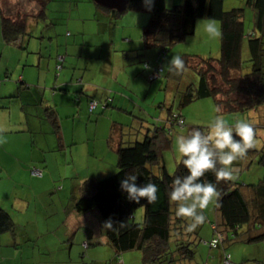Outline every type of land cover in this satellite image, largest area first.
I'll use <instances>...</instances> for the list:
<instances>
[{"label":"trees","instance_id":"obj_1","mask_svg":"<svg viewBox=\"0 0 264 264\" xmlns=\"http://www.w3.org/2000/svg\"><path fill=\"white\" fill-rule=\"evenodd\" d=\"M34 1L36 9L25 15L6 13L0 2V28L3 40L7 44L18 42L23 51L28 50L30 40L41 41L45 38L43 34L36 35V29L31 23L42 24L43 33L48 24L45 21L50 20L48 9L53 2H61ZM92 1L99 12L102 11L100 9L112 11ZM226 1L228 0H184L183 3L169 8L167 0H131L126 11H117L120 14L128 11L150 14V20L143 28L142 42L145 48L159 49L155 66L149 62L144 63V69L149 72L147 77L150 82L163 77L165 72L163 60L168 49L194 36L198 20L208 19L220 23V58L201 59L198 56L187 55L184 57L181 71L187 68L194 69L199 81L197 85H187L179 92L180 108L211 97L216 100L221 112L226 113L246 112L264 106V0H246V6L255 13L253 28L249 31L246 30L244 20L245 8L225 11ZM69 2L68 7L64 5L65 10L62 11L66 13L62 21L67 25L70 20L74 22L77 14H72V11L78 5L75 4V0ZM68 15L70 18H67ZM50 23L57 26L61 22ZM70 35L71 32H68L67 36ZM246 39L250 53L248 68L244 66L242 58ZM64 57L57 56L58 75L64 68ZM160 67H163V71L152 79L151 76L158 72ZM170 72L172 74L174 70ZM8 79L9 77H0V87ZM20 82L22 83V80ZM77 84L82 85L83 80L78 79ZM222 84L228 90H225ZM80 94L83 96L86 93L83 90L74 95ZM114 100L112 91L104 101L91 96L87 103L90 116L94 119L102 118L106 117L110 108L119 109L118 106H114ZM98 108H101L100 113L96 114ZM130 116L134 122L112 120L111 124L109 142L118 155V171L100 179L87 178L77 185L71 196V208L82 215L98 211L106 241L114 249L118 261L126 252L140 251L144 264H181L185 259L187 264H191L190 261L195 254L189 246L193 244V229L189 230L187 219L174 216L168 196L172 180L177 175H186V169L182 164H177L176 171L170 173L163 157L164 150L173 146L175 128L186 127L185 117L181 111L172 110L166 117H152V120L141 116L136 118L131 114ZM45 117L52 126L61 152L64 149L61 126L54 108H47ZM125 122L128 124L125 125ZM131 136H134V139ZM36 170L39 171L36 167L32 168L33 176L42 177L43 171L41 175H36L34 174ZM125 174H136L138 184L149 182L156 184L157 200L149 202L146 198H141L140 201L133 202L127 199L126 193L120 189V180ZM205 178L216 186V211L219 214V221L212 223L213 237L209 241H204L210 250L220 249L225 243L230 246L263 242L264 177L257 184L248 185L241 183L234 176L217 178L213 171L207 172L206 177L201 179ZM139 208H144L142 222L136 221L135 217ZM16 230L17 224L11 214L0 207V235L12 233L16 236ZM84 245L85 249H89L90 242ZM222 252V264L228 259L233 260L230 247H226Z\"/></svg>","mask_w":264,"mask_h":264},{"label":"rangeland","instance_id":"obj_2","mask_svg":"<svg viewBox=\"0 0 264 264\" xmlns=\"http://www.w3.org/2000/svg\"><path fill=\"white\" fill-rule=\"evenodd\" d=\"M75 1V4L83 5L86 0ZM0 2L4 11L10 13V15H25L34 11L37 7L34 0H0ZM183 2L184 0H167V6L172 8ZM224 7L225 11H230L234 8H245L244 20L246 30L249 31L253 28L255 13L246 6V0H228L225 2ZM50 8L52 11L49 21L56 24L65 18L66 13H61V11L65 10L63 2H53ZM100 10H102V13L99 16H96L94 12L88 16L85 7L81 11L82 17L79 19V22L82 27L85 26L86 28V45L88 47L91 45L89 49L87 48L86 55L87 53L92 54L94 52V49H91V47H98L100 49L102 46L100 38L102 22H107L110 26L108 30L110 33H106L109 37L116 35V43H106V46L101 47V51L105 52L106 55L103 53L104 59L100 63L87 61L91 70H88L86 73L85 80L91 79L92 73L101 64L108 66V64L116 60L117 55L123 56L124 51L135 50L137 54L132 57L130 56L132 60L131 64H134L132 68L140 70L139 77H144L145 79L144 82L139 81L135 83L133 80L130 82V86L133 87L134 83V87L137 88L138 92L134 94V90L129 86L128 89L134 94L133 99L135 101L133 102L135 107H131L128 112L138 118L142 112L141 108L150 109L152 112L150 115L162 113L163 117H166L170 110L173 112L181 111L185 117L186 127L183 129L175 128L174 136L182 132L187 133L192 127H203L204 123L216 114V109L219 108L218 103L211 97L197 100L180 108L178 100L179 92L184 90V87L187 85H197L199 79L192 68H187L183 71L174 70L171 74L169 61L177 55L183 61L186 55L198 56L201 59L220 58V23L208 19L198 20L194 36L168 49L169 51L163 60L165 68L163 77L150 82L146 77L148 71L144 69V63L149 62L152 66H155V58L159 52L157 48H145L142 42L143 28L149 22L150 14L135 11L120 14L115 10ZM74 21H76V17ZM42 29L43 26L41 25L36 35H40ZM73 29L76 30L77 25ZM113 30L115 34L112 33ZM50 33L53 32L51 31ZM247 43L246 39L242 52L246 68L250 65L248 62L250 53ZM103 49L108 50V52ZM115 49L119 50V52H114ZM129 60L125 61L129 62ZM66 69H68V66ZM76 80L75 77L72 84H76ZM169 83L171 86H168ZM151 85H154L153 88H151ZM222 86L225 90H228L225 85L222 84ZM162 107L163 109H161ZM251 111L258 117L256 127L264 134V106ZM247 112L249 111L220 112L219 114L223 115L229 124H233ZM124 116L125 114H122L119 116L122 118H119L116 115L114 120L118 122L125 121L123 119ZM129 119L132 122L135 121L131 119V116H129ZM125 123V125L128 124L127 122ZM91 129L93 132V128ZM80 133L81 137L79 138L83 143L78 145L79 148L75 150L74 163L70 162L67 167V164L62 160V157H59V154L49 153L41 155L38 151L39 148L36 146V148L32 149L33 151L29 149L26 152L27 154H25V157H30L34 154V162H25V167L17 171L15 170L16 172L9 171L4 173L3 176L0 174V186H2L0 197L3 196L0 203L5 206L6 211L11 214L14 222L17 224L16 239L18 250H15V256L11 257L12 261L17 260L16 264H144L140 251L126 252L121 255V263L118 261L114 249L106 241L103 223L98 211L95 210L87 214L78 215L80 217H77V219L74 217L75 215L70 216L68 213H65V210L71 208V185L73 181L76 184H81L87 178L100 179L104 177L103 175L109 176L118 171L117 154L114 152L111 154V151L107 154L104 150L101 152V148H104V137L106 136L101 139V142L100 140L96 141L97 146L95 147V143L92 145V142L88 143L87 139L84 140L86 136L84 129ZM131 138L134 139V136H131ZM261 139H264V135L261 136ZM89 148L93 152L97 151L98 154L89 155ZM105 148L109 149L107 143H105ZM163 154L169 172L174 173L177 168V161L173 146L164 150ZM45 157H47V161ZM33 167H36L39 171H43L42 177H38L40 179H37L31 173ZM233 167L235 169L233 176L237 177L241 183L247 185L257 184L264 177V150L250 149L247 156L233 162ZM101 171H104L105 174H102ZM14 181L17 184L16 186H12ZM216 203L217 197L215 196L203 210L206 216L205 222L193 229V244L189 246L195 254L190 263L220 264L223 255L222 251L226 247H230L234 259L236 256L241 259L242 257H250V264H264V241L245 245L250 247H245L242 244L228 246L225 243L220 249L213 251L205 244V240L209 241L213 237L212 223L219 221ZM135 217L136 221L142 222L144 208H139L135 213ZM72 226L78 227L76 234L73 231L70 233ZM3 236L4 238H9L8 240L11 239L9 234ZM84 242H90L89 249H85ZM186 261L185 259L181 264H187Z\"/></svg>","mask_w":264,"mask_h":264},{"label":"crops","instance_id":"obj_3","mask_svg":"<svg viewBox=\"0 0 264 264\" xmlns=\"http://www.w3.org/2000/svg\"><path fill=\"white\" fill-rule=\"evenodd\" d=\"M69 1L63 0L61 2L68 7L67 3H70ZM91 1L86 0L85 4H79L74 7L75 12L73 10L72 14H77L75 16L77 20L74 22L70 20L68 25L64 23L65 21H61L55 27L47 19L45 23L48 24L43 33L42 31L40 33L45 37L44 40H30L27 51L20 49L18 42L13 44L5 43L0 28V77H9L0 87V174L2 176L6 172H16L20 168H24L25 162H34V154L30 157H25V154H27L26 152L29 149L33 151L32 149L36 148V146L39 148L38 151L41 155L49 153L59 154V157H62V160L67 164L66 167L70 162L74 163L75 150L79 148L78 145L83 143L79 138L81 137L80 132L83 129L86 134L84 140L87 139L88 143L92 142L93 145L96 141L100 140L101 142V139L106 136L104 137V148H101V152L104 150L107 154L110 153L109 151H111V154L113 152L116 153L111 148L109 142L112 130L111 122L116 115L119 117L122 114H125L123 118L125 121H130V115L128 114L131 113L128 111L131 107H135L133 95L138 92L137 88L134 87V83L133 87H131L130 82L132 80L135 83L139 81L144 82L145 78L139 77L140 70L132 68L134 64H131V57L136 55L137 52L135 50H128L124 51L123 56L117 55V58H115L113 55L116 59L115 61L108 64V66L101 64L94 70L91 79L85 80L86 73L88 70H91L87 61L100 63L104 59L103 53L105 54V52L101 51V47L106 46V43H116V35L109 37L106 33L109 32L110 26L107 22H102L100 33L102 46L100 49L98 47H91V49H94V52L92 54L87 53L86 55L87 48L89 49L91 45L89 47L86 45V28L85 26L82 27L79 22V19L82 17L81 11L85 7L88 16L93 14V12L96 16L102 13L97 10L93 1ZM51 11V8L48 9L49 14ZM31 25H34L33 28L36 29L35 33H37L42 24L35 25L31 23ZM76 25L77 29L75 30L73 27L76 28ZM51 31L53 33H50ZM68 32H71L70 36H67ZM112 33L115 34L114 30ZM104 51L108 52V50ZM114 52L118 53L119 50L115 49ZM58 55L65 56L64 68L59 72V75L57 70ZM128 59H130L129 62H126L125 60ZM67 66L68 69H66ZM77 71L79 72L78 74ZM148 74L149 72L147 76ZM78 75L79 77H77ZM75 77L77 80L82 79L83 84L78 85L77 80L75 81L76 84H72ZM20 80H22V83H19ZM129 86L134 90V94L128 89ZM153 86L151 85V88ZM168 86H171V84L169 83ZM83 90L86 93L85 95H74L76 92ZM110 91L113 92L115 98L113 104L114 106H118L119 109L110 108L106 113V117L94 120L90 116L87 105L89 98L93 96L104 101L110 94ZM79 99L80 101L78 102L77 100ZM47 108H54L59 118L64 146L61 152L58 149L57 138L54 135L52 126L45 117ZM100 109L96 110V114L100 113ZM141 109L142 112L139 116L146 119L152 120V117H163L162 113L150 115L152 113L150 109ZM91 128H93V132ZM118 139L120 141V135ZM105 143L108 144L109 149L105 148ZM94 146L96 147L97 143ZM88 154L92 156L98 153L97 151L93 152L89 148ZM45 160L47 161V157H45ZM101 173L105 174L104 171H101ZM37 179L40 178L37 177ZM16 185L14 181L12 186ZM77 185L80 184H76L75 181L72 182V194L73 189ZM1 188L2 186H0V190ZM0 198L2 200L3 196ZM0 207L6 210L2 203H0ZM65 213H68L70 216L75 215L76 219L80 217L78 215H82L76 213L72 208L65 210ZM71 228L70 233L73 231L76 234L78 227L72 226ZM7 234L11 236L10 240H8L9 238H4L3 235L6 234L0 235V264H16L17 260L12 261L11 257L15 256V250H18L17 239L12 233ZM249 260L250 257H242L241 259L236 256L235 259L233 258L235 264H250ZM220 264H222V260Z\"/></svg>","mask_w":264,"mask_h":264},{"label":"clouds","instance_id":"obj_4","mask_svg":"<svg viewBox=\"0 0 264 264\" xmlns=\"http://www.w3.org/2000/svg\"><path fill=\"white\" fill-rule=\"evenodd\" d=\"M184 61L177 55L169 61V70L180 71ZM221 110L214 114L203 127H192L187 133H178L173 138V151L177 164H182L186 175L175 176L168 193L174 216L189 221V230L203 224V210L216 196L214 183L201 179L213 171L217 178H231L235 169L233 162L247 156L250 149L264 150V135L256 127L257 115L249 111L229 124ZM136 174H125L120 180V189L133 202L146 198L157 200L158 187L154 183L138 184Z\"/></svg>","mask_w":264,"mask_h":264},{"label":"water","instance_id":"obj_5","mask_svg":"<svg viewBox=\"0 0 264 264\" xmlns=\"http://www.w3.org/2000/svg\"><path fill=\"white\" fill-rule=\"evenodd\" d=\"M103 8L124 12L127 10L131 0H94Z\"/></svg>","mask_w":264,"mask_h":264},{"label":"built area","instance_id":"obj_6","mask_svg":"<svg viewBox=\"0 0 264 264\" xmlns=\"http://www.w3.org/2000/svg\"><path fill=\"white\" fill-rule=\"evenodd\" d=\"M163 71V67H160L158 69V72H156L153 76H151L152 79H155L156 77H158L160 75V73ZM180 123H182V121H180ZM34 174L36 175H41L42 172L41 171H34ZM217 244V242H215ZM230 258V257H229ZM224 264H234L230 259L226 260Z\"/></svg>","mask_w":264,"mask_h":264}]
</instances>
